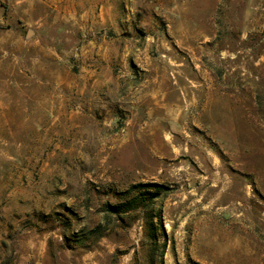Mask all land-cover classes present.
I'll return each mask as SVG.
<instances>
[{
  "label": "rangeland",
  "instance_id": "obj_1",
  "mask_svg": "<svg viewBox=\"0 0 264 264\" xmlns=\"http://www.w3.org/2000/svg\"><path fill=\"white\" fill-rule=\"evenodd\" d=\"M0 264H264V0H0Z\"/></svg>",
  "mask_w": 264,
  "mask_h": 264
},
{
  "label": "trees",
  "instance_id": "obj_2",
  "mask_svg": "<svg viewBox=\"0 0 264 264\" xmlns=\"http://www.w3.org/2000/svg\"><path fill=\"white\" fill-rule=\"evenodd\" d=\"M152 187H155L157 188V192H160V190L162 189V186L160 185H152V184H140V185H137L136 186V189H138L140 191V196L143 195L142 191L146 188H152ZM142 190V191H141ZM156 194H159V193H156ZM156 197V196H155ZM140 201H139V200ZM152 200V198H133L131 200H126L124 201L123 203H121L119 206H115V207H112L114 210H116V213H128L132 210H134V208H138V205L141 204V203H144V202H148Z\"/></svg>",
  "mask_w": 264,
  "mask_h": 264
}]
</instances>
